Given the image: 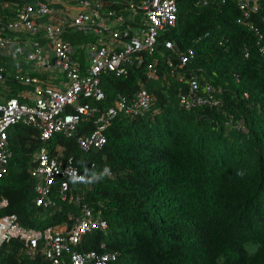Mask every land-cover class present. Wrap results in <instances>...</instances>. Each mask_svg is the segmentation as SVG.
<instances>
[{"label":"trees","instance_id":"16d2710c","mask_svg":"<svg viewBox=\"0 0 264 264\" xmlns=\"http://www.w3.org/2000/svg\"><path fill=\"white\" fill-rule=\"evenodd\" d=\"M176 1L177 22L159 41L174 42L176 63L192 48L194 57L182 71L198 80L200 96L212 84L222 104L181 107L178 93L187 92L189 84L171 74L165 59L172 51L156 53L158 79H148L143 67L132 68L127 76H102L106 105L117 92L132 95L139 80L155 100L138 117L112 118L100 149L85 154L78 148L77 136L92 132L94 121L81 122L75 137L57 134L49 141L50 146L65 145L67 155L74 156L86 179L75 190L84 192L83 201L102 209L109 222L107 231L85 236L79 249L117 252L109 264H264V56L254 33L238 23L237 0L204 7L197 0ZM253 18L264 30L262 15ZM85 37L65 35L86 74L91 60L88 49L81 48ZM1 65L13 88L9 96H17L16 89L23 88L15 85L17 74L8 76ZM41 144L32 125L19 122L9 129L13 155L0 177V196L10 204L0 215L16 213L26 227L72 225L69 213L80 214V207L72 192L67 200L60 198L58 184L56 207L35 205L30 167ZM105 168L107 175L89 182L92 172ZM0 264H44V259H31L14 239L0 248Z\"/></svg>","mask_w":264,"mask_h":264},{"label":"built area","instance_id":"2783aa9c","mask_svg":"<svg viewBox=\"0 0 264 264\" xmlns=\"http://www.w3.org/2000/svg\"><path fill=\"white\" fill-rule=\"evenodd\" d=\"M25 4L16 12V18L8 21L0 20V82L6 80L5 69L1 65L3 51L13 58L26 54L36 67L51 66L50 58L45 54L41 45L35 44L28 51L22 41L9 35V32H20L27 29L32 33L45 31L49 39L57 65L62 69L64 88L52 84L44 85L39 77L19 72L16 80L27 86H32L34 99L32 102L21 101L12 96L0 101V177L9 169L13 151L9 149V129L19 123L35 124L40 129V139L50 140L56 133H64L71 137L75 135L78 125L82 121L95 120L96 128L77 137L78 146L84 152L93 148H102L107 143L105 128L110 120L118 114L135 117L150 107L151 95L141 87L133 96L118 93L114 105L107 108L105 105H95L106 101V94L101 87V76L106 72L117 75H127L132 67H146L149 77L156 78V61H149L158 47V38L162 31L175 25L178 18L176 0H115L122 7L112 10L105 0H80L76 3L80 10L70 13L62 8L55 7L59 0H23ZM74 3V0H67ZM221 1V0H219ZM214 0H199L206 5ZM225 2V0H222ZM238 6L243 12L239 20L249 24L258 36L261 43L264 35L259 28L247 22L252 12L261 8V0H238ZM131 15L125 16V12ZM50 16L49 22L37 21L39 18ZM83 31L92 33L94 40L89 44L91 64L87 73H82L81 65L74 54L72 43L63 37L65 31ZM166 48L173 49L171 40L164 42ZM264 53V45H261ZM193 57V50L188 54L180 55L179 66H184ZM172 72L178 66L173 57H167ZM180 80L183 79L178 75ZM189 92L180 95V101L187 108L202 104H217L215 88L211 84L205 87L206 96L197 94L199 82L194 77L189 80ZM209 94V96H208ZM75 110L67 111L68 107ZM60 149L59 155H61ZM36 162L31 172L36 178L35 205L45 209L55 206L51 198L54 184L60 183V193L63 199L65 192L70 188L72 176L83 177L76 183L85 182V177L73 164L70 156L67 162L54 157L47 145L41 146L36 154ZM80 215L70 213L69 218L74 220L72 225L62 224L57 227L49 226L44 229L26 227L19 221L16 213L0 215V248L14 239L23 244V249L31 259L42 256L44 264H109L117 259V252L96 250H80L79 246L85 236L96 230L106 231L108 221L102 216L101 210H94L88 203L81 202ZM7 197H0V210L9 206ZM101 246L104 248L105 243Z\"/></svg>","mask_w":264,"mask_h":264},{"label":"clouds","instance_id":"9594fccd","mask_svg":"<svg viewBox=\"0 0 264 264\" xmlns=\"http://www.w3.org/2000/svg\"><path fill=\"white\" fill-rule=\"evenodd\" d=\"M20 2V0H15V2ZM21 1H23V0H21ZM109 5V7L112 9V10H118V9H120L122 6L120 5V4H118V3H116L115 2V0H109V1H107V0H105ZM177 2V1H176ZM225 2H226V0H225ZM225 2H222V0L221 1H219V0H214V2H210V3H208V4H206V5H203V4H201V3H199V0H197V2H196V4H197V6H200V7H204V6H209V5H215V4H223V3H225ZM59 2H56L55 4H56V6L55 7H59V6H57V4H58ZM25 4V1H23V4H22V6ZM76 4V3H75ZM112 4H115V6H112ZM178 5V4H177ZM21 6V7H22ZM237 6H238V0H237ZM60 8V7H59ZM238 9L241 11V9L239 8V6H238ZM178 12H179V8H178ZM125 14V16H130L131 15V12L129 11V12H125L124 13ZM257 14H261L262 15V18H263V20H264V0H261V8L259 9V11L258 12H252V14H251V16L249 17V18H247L246 19V21L247 22H251V23H254L258 28H259V30L261 31V33L264 35V30L262 29V27H261V25L257 22V21H255L254 20V18H253V16L254 15H257ZM242 16H243V12L241 11V16L238 18V23L239 24H241V25H243V26H245L246 28H248L249 30H251L253 33H254V36H255V40H256V45H257V47H258V49H259V52L264 56V53L261 51V45H264V39H263V41L261 42V43H259L258 42V36H257V34H256V32H255V30H253L251 27H250V25L248 24H244V23H242V22H240L239 20L242 18ZM178 19V18H177ZM177 22V21H176ZM176 24V23H175ZM173 26H175V25H173ZM173 26H171V27H173ZM171 27H169L168 29H170ZM167 29V30H168ZM166 30V31H167ZM77 33V32H80V31H73V32H68V30H66L65 31V33H64V35H63V37L65 38V35L66 34H68V33ZM165 31H162L161 33H160V35L162 34V33H164ZM93 35V34H92ZM160 35H159V38H160ZM159 38H158V47H157V50L155 51V53H154V55L153 56H151V59L149 60V61H156V64H155V71H156V73H157V77L156 78H151V77H149V75H148V73H147V68L146 67H143V68H145V70H146V75H147V77H148V79H158L159 78V74H158V71H157V65H158V63H159V58H158V56L156 55V53H158V52H164V51H172L173 53H169L168 54V56L167 57H170V56H172L173 57V60H174V52L176 51V49H175V45H174V48L173 49H169V48H166V46L164 45V42L166 41V40H170V39H165V40H163L162 42H160L159 41ZM66 39V38H65ZM68 40V39H67ZM93 40H94V36H93ZM70 41V40H69ZM172 41V40H171ZM173 42V41H172ZM173 44H174V42H173ZM84 46H85V48H87L88 49V52H90V47L88 46V45H86V44H82V46H81V48H84ZM74 47V46H73ZM193 50L192 48H189L185 53H183V54H181V55H185V54H188L189 53V50ZM165 53V52H164ZM249 48L248 47H246L245 48V50H244V55H245V57H248L249 56ZM167 57H166V59H165V62H166V64L168 65V62H167ZM193 57H194V51H193ZM192 57V58H193ZM56 58V57H55ZM191 58V59H192ZM190 59V60H191ZM77 60V59H76ZM189 60V61H190ZM188 61V62H189ZM55 62H56V59H55ZM77 62H78V60H77ZM174 62H175V64L178 66V68H177V70H176V72H172V69H171V67L168 65V67H169V69H170V72H171V74L172 75H174L175 76V79L176 80H178V81H180V82H185V81H187L188 82V84H189V89H188V91L187 92H182V91H180L179 93H178V100H179V103H180V105H181V107H183V108H185V109H192V108H194V107H191V108H187V107H185V106H183L182 105V103H181V101H180V95L182 94V93H188L189 92V90H190V83H189V80H190V78L191 77H193V76H187V74H186V72H183L182 71V69L188 64V62L184 65V66H182V67H180L179 66V64H180V55H179V62L178 63H176V61L174 60ZM80 64V63H79ZM56 65H57V63H56ZM81 65V64H80ZM58 66V65H57ZM59 67V66H58ZM82 67V66H81ZM60 68V67H59ZM132 68H141V67H132ZM132 68H130V70L132 69ZM130 70H129V73H130ZM81 71H82V73H85V68H81ZM62 72V71H61ZM63 73L64 72H62V77L64 78V76H63ZM107 73H111V72H106V73H103L102 74V76H104L105 74H107ZM113 73V72H112ZM128 73V74H129ZM116 74V73H115ZM127 74V75H128ZM127 75H124V76H127ZM178 75H181L182 77H183V79L182 80H180L179 78H178ZM102 76H101V87H102V89H103V91L105 92V90H104V88H103V83H102ZM64 80V79H63ZM62 80V81H63ZM63 84V83H62ZM139 87H138V89L132 94V95H127V94H125V95H127V96H133L139 89H141V87H144L146 90H147V92L151 95V103H150V107L147 109V110H149L150 108H151V106H152V103H153V101L155 100V95L153 94V93H151V92H149V90H148V88L146 87V85H145V83L143 82V81H141V80H139ZM212 85V84H211ZM213 86V85H212ZM56 87H58V86H56ZM214 87V86H213ZM62 88V87H61ZM118 93H122V92H117L115 95H114V97H113V99L111 100V102L112 103H110L109 105H106V101L104 100V103L102 102V104L101 103H98V102H96V101H94V100H90V102L92 103V104H95V105H100V106H103V105H105L107 108H109V106H112V105H114V99H115V97H116V95L118 94ZM105 94H106V92H105ZM123 94V93H122ZM214 95H215V98L218 100V99H220V102H219V104H222V98H219V96H217V93H216V90H215V92H214ZM245 95L246 96H248V93H245ZM106 98H107V95H106ZM108 99V98H107ZM210 106H214V105H211V104H209ZM69 110H75V108L74 107H68V109H67V111H69ZM147 110H145V111H147ZM144 111V112H145ZM143 112V113H144ZM142 114V113H141ZM140 114V115H141ZM118 115H124V114H118ZM117 116V115H116ZM115 116V117H116ZM124 116H126V115H124ZM139 116V115H138ZM138 116H135V117H138ZM127 117H131V116H127ZM114 118V117H113ZM131 118H134V117H131ZM112 120V119H111ZM111 120H110V122H111ZM89 121H94V123H95V120L93 119V120H89ZM89 121H86V122H89ZM83 122V121H82ZM110 122H109V124H110ZM27 124V123H26ZM96 124V123H95ZM108 124V125H109ZM28 125H32L33 127H36L37 129H38V133H39V138H40V129L34 124H28ZM108 125H107V127H108ZM78 127H79V125H78ZM77 127V128H78ZM107 127L105 128V131H106V129H107ZM96 128V127H95ZM76 131H77V129H76ZM76 131H75V135H76ZM104 131V132H105ZM57 134H62V135H64V136H66V137H69V136H67L66 134H64V133H62V132H60V133H56L55 135H57ZM88 134V133H87ZM106 134V133H105ZM54 135V136H55ZM75 135L74 136H71V137H75ZM81 135H83V134H81ZM54 136L50 139V140H52L53 138H54ZM78 136H80V135H78ZM77 136V137H78ZM41 140V139H40ZM50 140H47V141H42L41 140V142H42V144L36 149V151H35V156H34V159H33V163L31 164V167H30V172H31V170H32V168H33V166L35 165V162H36V154H37V151H38V149L41 147V146H43V145H47V147L49 148V150H50V152H51V154L52 155H54V157L55 158H57V159H60V160H62V161H64V162H67L68 160V158L70 157V156H72L73 157V159H74V156L73 155H67V147L65 146V145H63V144H61V143H56V144H53L52 146H50L49 145V141ZM78 142V141H77ZM104 147V146H103ZM78 148H79V150H80V152H82V153H88V152H84V151H82L81 149H80V147L78 146ZM60 149H62V153H61V155H59V153H60ZM93 149H100V148H93ZM92 149V150H93ZM91 151V150H90ZM89 151V152H90ZM13 155V154H12ZM12 157V156H11ZM10 160H11V158H10ZM10 163V162H9ZM37 163V162H36ZM73 164H74V162H73ZM75 166V165H74ZM76 167V166H75ZM77 168V167H76ZM9 170V169H8ZM80 171V170H79ZM81 172V171H80ZM108 172H109V170L107 169V168H105L104 170H103V172H101V173H95V172H92L91 173V179H90V181L89 182H95V181H99L100 179H102L105 175H107L108 174ZM31 174H32V172H31ZM83 175V174H82ZM32 176H33V174H32ZM84 176V175H83ZM34 177V176H33ZM35 178V177H34ZM83 179V177H76V176H72L71 177V180H70V184H71V182H72V184H71V186H70V188L65 192V194H66V198L65 199H63V196H62V194L60 193V188H61V186H60V183L59 182H57L56 184H54V186H53V189H52V196H51V198H53L54 200H55V198L53 197V194H54V190H55V187H56V185L58 184L59 185V196H60V198L62 199V200H67V198H68V194L70 193V192H72V195H73V197H74V199H75V202L77 203V197H82L81 198V202L82 203H87V202H84L83 200H84V192H82V193H80V192H77L75 189H76V187H77V185H79V184H81V183H86V179H85V182H79V183H76L78 180H82ZM36 183H37V180H36V178H35V186H36ZM75 187V188H74ZM35 190V189H34ZM36 193V192H35ZM1 197V196H0ZM5 197V196H4ZM35 198H36V194H35ZM9 200V199H8ZM34 202H35V199H34ZM10 204V203H9ZM78 204V203H77ZM79 205V204H78ZM57 206V202H56V200H55V206L54 207H56ZM37 207H39V206H37ZM54 207H52V208H54ZM80 207V206H79ZM41 208H43V209H45L44 207H41ZM52 208H48V209H45V210H50V209H52ZM93 208V207H92ZM80 209H81V207H80ZM95 210H101L102 211V209H95ZM70 214V213H69ZM77 214V213H76ZM81 214V213H80ZM80 214H77V215H80ZM103 216V215H102ZM104 217V216H103ZM106 219V218H105ZM107 220V219H106ZM108 221V220H107ZM108 224H109V222H108ZM109 228V227H108ZM108 230V229H107ZM106 230V231H107Z\"/></svg>","mask_w":264,"mask_h":264},{"label":"crops","instance_id":"0c3cea01","mask_svg":"<svg viewBox=\"0 0 264 264\" xmlns=\"http://www.w3.org/2000/svg\"><path fill=\"white\" fill-rule=\"evenodd\" d=\"M58 2L59 3L57 4V6L70 13L80 10V6L78 4L70 3L67 0H59ZM22 4L23 1L21 0L19 2V6L18 3H16L15 1L11 2L8 0H3L2 2H0V6L3 7L2 8L3 12L0 14V20L8 21L15 19L16 12L21 8ZM50 20L51 17L47 16V17L39 18L37 21L44 23V22H49ZM8 34L11 35L13 38L17 39L18 41H22V43L25 44V47L28 51L32 50L35 44L41 45L44 49L45 54L50 58L51 61L50 67L48 66L45 68H38L30 60L27 59L26 54L19 55L18 60H15L11 55L8 54V52L3 51L1 55V62L6 67L7 69L6 72L8 73V76H14L19 72H21L23 74L39 77L42 83L45 82L44 85L52 84L54 86L64 88L62 84V80L64 79L62 77V72H61L62 69L56 65L55 61L53 62L55 55L52 49V45L49 39L46 37L45 31L43 29H41L40 32L37 33H32L27 29H24L22 31L20 30V32H18L17 30L16 32H9ZM76 54L78 53L75 50L74 56L78 60L79 55ZM56 68L59 69V72L57 71ZM15 85H21L23 87L16 89L17 96L15 97L23 99L24 102L33 101L34 95L32 93L33 90L32 86L23 85L18 81L17 83H15ZM1 86L3 87V89H0V101H4L9 97H11L9 96V94L12 92L13 88H11V85L6 81Z\"/></svg>","mask_w":264,"mask_h":264},{"label":"rangeland","instance_id":"374dc122","mask_svg":"<svg viewBox=\"0 0 264 264\" xmlns=\"http://www.w3.org/2000/svg\"><path fill=\"white\" fill-rule=\"evenodd\" d=\"M80 33H82L85 36H88V37H85V40H87L89 38L88 41L85 42V44L89 46V44H91V42L93 41V35H92V33L91 32L90 33H85L83 31H80ZM56 69L59 72V69L58 68H56Z\"/></svg>","mask_w":264,"mask_h":264},{"label":"water","instance_id":"95a60500","mask_svg":"<svg viewBox=\"0 0 264 264\" xmlns=\"http://www.w3.org/2000/svg\"><path fill=\"white\" fill-rule=\"evenodd\" d=\"M56 58H54L53 62L55 61Z\"/></svg>","mask_w":264,"mask_h":264}]
</instances>
